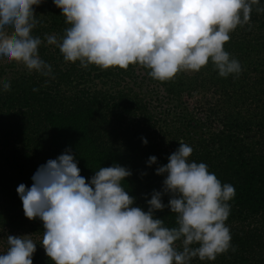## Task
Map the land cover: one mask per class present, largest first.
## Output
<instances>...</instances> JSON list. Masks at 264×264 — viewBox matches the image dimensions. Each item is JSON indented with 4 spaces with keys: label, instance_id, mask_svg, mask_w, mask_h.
I'll use <instances>...</instances> for the list:
<instances>
[{
    "label": "clouds",
    "instance_id": "1",
    "mask_svg": "<svg viewBox=\"0 0 264 264\" xmlns=\"http://www.w3.org/2000/svg\"><path fill=\"white\" fill-rule=\"evenodd\" d=\"M43 2L0 0V64L52 79V65L39 51L45 42L65 62L104 70L140 65L159 82L209 64L220 77L239 76L242 65L225 44L238 27L251 26L253 10L264 13L261 0H53L70 26L59 38L45 34L42 40L33 31L39 24L34 6ZM10 89L11 82L0 79V92ZM178 142L168 163L156 168L165 178L162 190L145 197L146 211L134 206L136 198L123 185L129 168L100 167L89 181L71 149L41 165L31 187L20 184L24 215L43 222L39 244L53 264H191L235 251L226 225L235 187L206 163L191 161L193 148ZM157 163L156 156L147 161L149 167ZM165 208L175 214L174 226L157 217ZM6 243L0 264H33L32 236L8 235Z\"/></svg>",
    "mask_w": 264,
    "mask_h": 264
},
{
    "label": "trees",
    "instance_id": "2",
    "mask_svg": "<svg viewBox=\"0 0 264 264\" xmlns=\"http://www.w3.org/2000/svg\"><path fill=\"white\" fill-rule=\"evenodd\" d=\"M34 9L39 24L33 34L42 40L45 34L59 38L70 26L53 0ZM225 50L241 63L239 76L220 77L209 64L159 82L140 65L104 70L65 62L46 42L39 51L52 65L54 79L16 63L0 64V79L11 82L9 91L0 92V238L42 239L43 222L24 215L17 188L31 187L37 169L68 149L89 181L100 167L129 168L132 175L123 185L136 198L134 206L146 211L145 197L162 190L165 178L156 168L168 163L183 139L193 148L191 161L206 163L236 190L226 221L235 251L215 261L193 258L191 264H264V13L253 10L251 26L231 33ZM204 89L217 99L206 121L195 116L186 99ZM212 121L220 128L213 129ZM150 156L158 161L151 167ZM169 199L165 195L163 202ZM156 215L174 226L170 208ZM33 264H53L40 244Z\"/></svg>",
    "mask_w": 264,
    "mask_h": 264
},
{
    "label": "rangeland",
    "instance_id": "3",
    "mask_svg": "<svg viewBox=\"0 0 264 264\" xmlns=\"http://www.w3.org/2000/svg\"><path fill=\"white\" fill-rule=\"evenodd\" d=\"M187 102L189 104L190 109L195 114V116L202 120L206 121L210 117V111L214 107L216 103V97L213 95L212 91L207 90H200L196 92L193 96L186 97ZM213 129L220 128L219 122L212 121ZM7 236H3L0 238V253L6 251L7 243H6ZM32 239L37 243V246L41 239L37 237H32ZM42 247V246H41Z\"/></svg>",
    "mask_w": 264,
    "mask_h": 264
}]
</instances>
